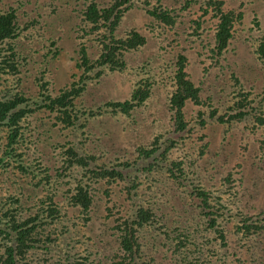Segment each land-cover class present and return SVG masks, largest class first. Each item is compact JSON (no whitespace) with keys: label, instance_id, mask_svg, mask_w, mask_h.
Returning a JSON list of instances; mask_svg holds the SVG:
<instances>
[{"label":"rangeland","instance_id":"1","mask_svg":"<svg viewBox=\"0 0 264 264\" xmlns=\"http://www.w3.org/2000/svg\"><path fill=\"white\" fill-rule=\"evenodd\" d=\"M95 1L100 7H106L110 2ZM222 1L225 2V10H234L242 16L233 28L230 46L223 57L217 59L218 63L207 48L208 44L214 45L217 20L211 9L205 15L206 0H134L116 34L126 37L134 30L146 38V44L125 56L127 68L123 72L97 69L98 73H93L95 77L88 82L76 104L87 114L97 112L100 106L110 102L129 100L139 83L147 79L153 84L149 101L131 116L115 115L108 109L98 115H86L76 127L69 129L57 123L55 114L42 108L29 115L31 132L19 147L20 151H25L27 159L38 156L52 166L57 161V145L68 148L73 144L82 156H103L101 159L104 162L117 167L120 163L132 162L139 147L150 146L159 134L170 130L171 114L166 100L167 92L171 91L169 76L173 68L170 65L176 62L179 54L187 57L186 70L191 81L201 88L203 98L215 100V108L223 109L222 91H229L232 75L237 76L246 92L264 94V67L254 53L257 39L264 34V0ZM80 2L2 0L0 6L10 4L18 14L17 37L7 43L17 52L18 72L0 74V98L20 93L33 102H39L44 82L48 84L49 94L56 96L61 88L71 84L73 77L81 75L79 53L82 47L88 48L92 59L97 58L99 41L95 36L84 37L87 28L83 30L82 10L85 5ZM160 6L174 9V16L178 17L175 31L163 29L148 14L147 10ZM193 21H199L201 26L197 28ZM195 30L198 34L194 33ZM52 42H55L54 46H51ZM98 74L100 77L96 78ZM198 110V107L188 103L185 108L187 121L193 120ZM245 122L236 127L209 122L205 130L194 134L185 149L188 151L185 152V155L188 154L186 169L190 170L191 177L196 173L199 186L211 192L213 198H220L223 204H227L229 209L225 213L231 215L223 222L229 250L213 257L208 264H254V261L264 264V230H237L240 226L236 219L238 212L255 220L261 219L256 224L264 223V128L254 126L250 120ZM1 134H4L3 131ZM202 135L205 136L203 139ZM204 145L206 147L201 154L200 149ZM182 153L181 149L174 153V157H183ZM51 174H54L53 170ZM81 174L88 179V173L78 172L66 177L58 186V197L54 200L61 215L55 226L47 228L45 237L53 234L52 238H58L50 247L55 263L63 261L60 252L67 250L65 240H75L69 247L75 257H87L90 263L98 258L107 264L118 244L114 230L118 220L123 222L131 217L126 183L95 186L94 204L87 216L80 208L71 207L68 201L75 180ZM159 177L157 172L150 178L144 175L141 182L145 197L138 194L137 201L142 204L149 201L151 205V201L170 200L174 193L175 209H171L169 214L176 219L181 218L178 224L184 229L187 239L204 242L217 237L207 226V219L199 217L194 207H189V200L178 197L175 191L178 187H166L154 181ZM20 183L24 186L22 193L30 194L31 199L28 201V195L27 201L22 204L24 210L17 217L35 218L41 207L39 199L45 196L46 191ZM10 185L9 181H0V200L7 194ZM106 188H109L108 195ZM165 189L169 192L168 197L161 194ZM194 215L196 221L193 220ZM145 247L147 259L154 256V264H174L182 257V253H175V249L168 244L155 250L147 248L146 243ZM29 255L35 260L34 264H45L43 255L33 252Z\"/></svg>","mask_w":264,"mask_h":264},{"label":"trees","instance_id":"2","mask_svg":"<svg viewBox=\"0 0 264 264\" xmlns=\"http://www.w3.org/2000/svg\"><path fill=\"white\" fill-rule=\"evenodd\" d=\"M133 2L134 0H110L106 7H100L95 0H81L80 4L85 5L82 10V23L85 24L83 30L87 28L84 37L95 36L99 41L97 58L92 59L88 48L82 47L79 53L81 75L75 76L76 80L73 77L71 84L61 88L56 96L49 94L48 84L44 82L41 84L39 102H33L20 93L0 98V181L11 183L7 187V194L0 200V264H34L35 260L30 257V252L43 255L45 264H104L98 258L90 263L87 257H75L71 249L69 250L75 240H65L64 247L67 250L60 252L63 261L55 263L50 247L54 243L53 240L58 238H52L53 234H47L45 237L47 228L55 226L61 215L54 200L58 197V186L62 185L66 177L78 172H86L89 177L87 179L81 174L80 178L75 180L68 201L71 207L80 208L87 216L94 204L95 186L126 183V199L131 202V217L123 222L118 220L114 228L118 244L107 264H154V256L147 259L145 243L147 248L152 250L160 245L166 247L168 244L175 249V253H182V257L174 264H208L213 257L229 250L223 226L225 219L231 216L225 213L229 209L228 205L223 204L220 198H213L211 192L201 188L197 183L196 173L191 177L190 170L186 169L188 162L185 160L188 154L185 155V152L188 151L185 149L187 142L193 140L194 134L205 130L209 122L236 127L250 120L254 126L264 128V94L254 95L252 92H246L235 75L231 76L229 91H222V99L225 102L221 106L223 109L215 108V100L210 97L203 98L201 88L191 81L186 70L187 57L179 54L176 62L170 65L173 68L169 76L171 91L167 92L166 99L171 114L170 130L159 134L150 146L139 147L132 162L120 163L118 167L113 163L104 162L101 159L103 156H82L73 144L68 148L65 145H57V161L52 166L45 164L38 156L27 159L25 151H20L19 147L31 132L29 115L42 108L55 114L57 123L69 129L76 127L86 115H98L108 109L115 115L131 116L137 108L143 107L149 101L153 84L147 79L139 83L129 100L110 102L100 106L97 112L91 111L87 114L76 104L85 92L88 82L95 77L93 73H98L97 69L123 72L127 68L125 56L138 51L146 44V38L134 30L126 37H118L116 34L123 17L133 7ZM224 3L222 0L205 2V15H208L211 9L214 19L217 20L214 45L208 44L207 48L218 63L217 59L223 57L230 46L233 28L242 16L234 10H225ZM6 5L3 3L0 6V74H15L18 72L17 52L12 45L7 46V43L17 37L18 14L13 6ZM147 12L163 29L175 31L178 17L174 16V9L160 6ZM193 23L197 28L201 26L199 21ZM194 33L198 34V31L195 30ZM54 45L55 42H52L51 46ZM254 53L264 67V34L257 39ZM99 77L100 74L96 78ZM188 103L199 108L196 117L191 121H187L185 115ZM2 131L4 134H1ZM204 137L202 135V139ZM205 147L206 145L200 149L201 154L204 153ZM181 149L183 157H174V153ZM52 170L54 174H51ZM156 172L160 177L154 181L161 182L166 187L177 186L175 191L178 197L189 200V207H194L193 210L199 217L207 219V226L217 237L204 242H192L187 239L184 229L178 224L181 218L176 219V216L169 214L171 209H175L174 193L170 200L151 201V205L149 201L145 204L137 201L138 194L145 197L142 194L144 184L141 182L144 175L150 178ZM20 181L34 189L46 191L45 196L39 199L41 207L35 218L17 217L24 210L23 202L30 196L22 193L24 186ZM108 190L109 188L105 190L107 195ZM168 193L165 189L161 194L168 197ZM30 199L31 196L28 201ZM37 206L38 204L35 205ZM236 219L240 224L237 226L239 232L264 230V223L256 224L261 219L255 220L242 212L237 213ZM193 220L196 221V215ZM254 264L258 262L254 261Z\"/></svg>","mask_w":264,"mask_h":264}]
</instances>
